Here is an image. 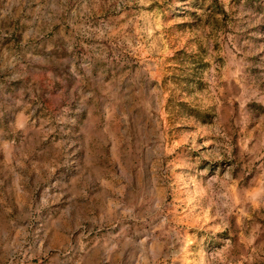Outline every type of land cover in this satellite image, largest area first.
I'll return each instance as SVG.
<instances>
[{
	"label": "rangeland",
	"instance_id": "374dc122",
	"mask_svg": "<svg viewBox=\"0 0 264 264\" xmlns=\"http://www.w3.org/2000/svg\"><path fill=\"white\" fill-rule=\"evenodd\" d=\"M0 264H264V0H0Z\"/></svg>",
	"mask_w": 264,
	"mask_h": 264
}]
</instances>
